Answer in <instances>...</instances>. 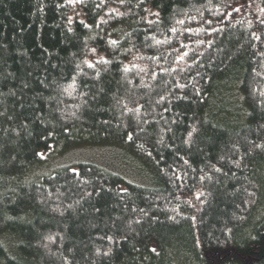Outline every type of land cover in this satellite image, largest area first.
<instances>
[{
  "label": "trees",
  "instance_id": "1",
  "mask_svg": "<svg viewBox=\"0 0 264 264\" xmlns=\"http://www.w3.org/2000/svg\"><path fill=\"white\" fill-rule=\"evenodd\" d=\"M107 3L0 0V264H264V0Z\"/></svg>",
  "mask_w": 264,
  "mask_h": 264
},
{
  "label": "rangeland",
  "instance_id": "2",
  "mask_svg": "<svg viewBox=\"0 0 264 264\" xmlns=\"http://www.w3.org/2000/svg\"><path fill=\"white\" fill-rule=\"evenodd\" d=\"M70 3L77 5L86 0H68ZM100 5H108L109 9L121 13L122 10L118 5L107 3L108 0H99ZM75 19H84V14L80 9H75L74 12L70 14L69 23H72ZM115 152L109 151L107 149L99 148H78L69 150L58 157L48 160L49 167H54L57 165L68 164L75 165L82 161H89L101 166H106L107 168L117 170L121 173L127 180H131L137 183L146 184L149 183V179L144 175L138 168L136 164L132 163L131 159L127 156L125 162H119V159L114 157ZM116 165V166H115Z\"/></svg>",
  "mask_w": 264,
  "mask_h": 264
},
{
  "label": "snow or ice",
  "instance_id": "3",
  "mask_svg": "<svg viewBox=\"0 0 264 264\" xmlns=\"http://www.w3.org/2000/svg\"><path fill=\"white\" fill-rule=\"evenodd\" d=\"M90 67H91V65H90Z\"/></svg>",
  "mask_w": 264,
  "mask_h": 264
}]
</instances>
